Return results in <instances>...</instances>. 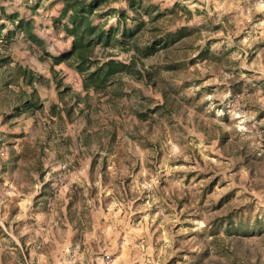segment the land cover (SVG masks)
Returning a JSON list of instances; mask_svg holds the SVG:
<instances>
[{
    "label": "rangeland",
    "instance_id": "rangeland-1",
    "mask_svg": "<svg viewBox=\"0 0 264 264\" xmlns=\"http://www.w3.org/2000/svg\"><path fill=\"white\" fill-rule=\"evenodd\" d=\"M140 1L155 9L159 33L185 27L184 36L144 60L185 114L156 112L137 127L127 116L115 118L113 141L103 149L91 142L92 167L81 158L83 176L73 168L66 174V165L48 173L51 184L35 208L38 186L17 169L33 161L20 156L12 167L0 156V264H82V233L91 231L105 232L87 240L100 250L102 264H264V0ZM60 6L58 0L10 2L33 18L51 54L67 45L52 25ZM115 6L123 8L124 0ZM22 45L18 40L10 55L46 72ZM169 60L174 71L162 67ZM57 72L78 81L69 68ZM42 126L22 117L13 129L0 124V134L25 131L0 142V149L33 145ZM88 170L93 187L84 181ZM74 230L75 238H66Z\"/></svg>",
    "mask_w": 264,
    "mask_h": 264
},
{
    "label": "trees",
    "instance_id": "trees-1",
    "mask_svg": "<svg viewBox=\"0 0 264 264\" xmlns=\"http://www.w3.org/2000/svg\"><path fill=\"white\" fill-rule=\"evenodd\" d=\"M117 1L58 0L61 6L52 25L59 26L67 45L59 54H51L35 33L33 18L12 9L11 0H0V124L7 123L13 129L22 117L34 126L40 122L44 128L33 145H22L19 152L9 144L0 149V156H8L7 163L12 167L20 156L33 161L17 168L29 183L38 186L31 196L32 208L45 200L49 186V180L44 179L47 169L63 163L68 169L77 170L81 158H88L92 167L97 155L91 152V142L94 139L97 148L103 149L105 142L113 141L115 118L119 121L127 116L137 127L156 112L176 118L186 112L181 100L144 63L184 36L185 27L159 33L154 8L142 6L140 0H124L125 6L119 8L115 6ZM102 17L114 22L99 21ZM147 24L152 25L146 29V42L140 44L138 38ZM18 40L23 42V50L35 55L37 62L46 64V72L34 70L10 55ZM34 46L39 48L38 53ZM120 53L124 57H119ZM62 66L77 76L76 83L62 79L63 75L57 72ZM162 67L174 71L177 65L169 60ZM146 91L157 96L149 98ZM52 94L55 96L51 97ZM100 120L107 122L104 127L97 126ZM130 129L133 133L139 130ZM24 132L22 129L16 135L0 134V142L7 137H22ZM52 133H56V140H52ZM101 164L100 170L105 157H101ZM87 175L84 181L89 186V170ZM67 208L68 202L63 214Z\"/></svg>",
    "mask_w": 264,
    "mask_h": 264
},
{
    "label": "crops",
    "instance_id": "crops-1",
    "mask_svg": "<svg viewBox=\"0 0 264 264\" xmlns=\"http://www.w3.org/2000/svg\"><path fill=\"white\" fill-rule=\"evenodd\" d=\"M61 165H65V164H61ZM61 165H58V166H56V168H54V167H50V169H47L46 171H45V177H44V179L46 178V176L48 175V173H51V172H54V170H58V168L61 166ZM65 171L67 172L66 174H68V171H69V169L67 168V166H65ZM64 171V172H65ZM79 172L80 171H77L76 170V173H74V172H72L73 174H77L76 175V177L77 176H83L84 175V169H82L81 170V173L79 174ZM85 178V177H84ZM51 180V179H50ZM85 180V179H84ZM60 183H62V182H60ZM50 184H51V181H49V186H50ZM50 216V213H47V217H49ZM75 232H76V230H74V231H72L71 233H69V235H68V237H66V238H71V235H72V237L73 238H75L74 236H73V234H75ZM103 233H105V232H103ZM101 231H91L90 233H85V232H83L82 233V238L83 239H87V240H89V238H91V237H95V235L97 236V237H100V234H103ZM105 238H106V235L104 236ZM78 239H80V238H78ZM107 239V238H106ZM87 240H85V241H81V243H82V252H80L82 255H83V257L81 258V260H82V264H102V259H101V254H99L100 252V250H97V251H95V249H94V251H92V247L90 246V243L87 241ZM86 244V245H85ZM106 246V245H105ZM77 247V246H76ZM107 247V246H106ZM108 248V247H107ZM99 249V248H98ZM84 253V254H83ZM78 258H80L79 257V255L77 256ZM76 258V257H75Z\"/></svg>",
    "mask_w": 264,
    "mask_h": 264
}]
</instances>
